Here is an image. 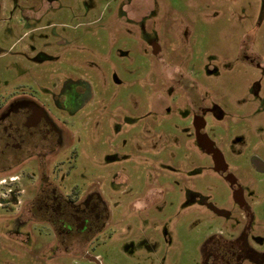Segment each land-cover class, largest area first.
<instances>
[{
  "label": "rangeland",
  "instance_id": "374dc122",
  "mask_svg": "<svg viewBox=\"0 0 264 264\" xmlns=\"http://www.w3.org/2000/svg\"><path fill=\"white\" fill-rule=\"evenodd\" d=\"M71 75L93 91L74 120L44 94ZM29 95L75 136L47 173L96 188L107 220L66 253L0 193V264H204L210 236L243 229L264 249V174L250 165L264 159V0H0V105ZM202 107L214 113L197 133ZM200 135L222 151L249 212ZM36 163L0 172L20 178L26 204Z\"/></svg>",
  "mask_w": 264,
  "mask_h": 264
},
{
  "label": "flooded vegetation",
  "instance_id": "af4514ba",
  "mask_svg": "<svg viewBox=\"0 0 264 264\" xmlns=\"http://www.w3.org/2000/svg\"><path fill=\"white\" fill-rule=\"evenodd\" d=\"M92 92L88 81L71 75L62 79L58 87L46 90L44 94L57 112L68 113L70 119L74 120L90 102ZM15 99L16 97H13L7 101L14 103L12 105H0V172L6 169L13 171L14 168L35 161L41 170V177L38 193L27 204L20 199L23 194L18 186L20 178L11 175L10 182L4 179L10 188L8 194L3 193L7 194V204L9 207H17L20 204V211L26 216L46 222L56 236L58 249L62 247L67 253L69 245H87L90 238L100 232L106 224L108 210L103 198L96 193V188L82 191L77 186L70 189L61 187L46 171L52 159L75 138L67 128L68 120L57 118L55 113L48 109V105L41 103L33 95L23 96L19 101ZM210 112L214 113L213 109L206 107L201 108V114L194 111L192 118L197 133L198 130L204 132L207 126L203 127L202 120L205 121ZM214 147L222 154L215 142ZM205 150L208 151L207 147ZM210 157L213 168L218 171L216 158L212 154ZM225 159L224 157V161ZM250 165L257 173L264 174V159L261 156H252ZM219 169V174L231 184L236 204L249 212L245 202L246 192L239 186L226 163L220 165ZM1 181L0 179V184ZM0 193L2 196L1 189ZM19 208L17 207L18 210ZM262 245L257 242L249 245L247 229H243L234 238L220 232L207 239L203 249L204 264H247L246 261L264 264ZM84 257L92 259L89 255Z\"/></svg>",
  "mask_w": 264,
  "mask_h": 264
},
{
  "label": "water",
  "instance_id": "95a60500",
  "mask_svg": "<svg viewBox=\"0 0 264 264\" xmlns=\"http://www.w3.org/2000/svg\"><path fill=\"white\" fill-rule=\"evenodd\" d=\"M200 139L201 141L205 144V146L207 147L208 151L214 155V157L217 160V167H218V171L220 170L219 167L220 165L224 164V156L220 153V151L218 149H216L214 147V143L212 141H210V139L206 136V135H200Z\"/></svg>",
  "mask_w": 264,
  "mask_h": 264
},
{
  "label": "built area",
  "instance_id": "2783aa9c",
  "mask_svg": "<svg viewBox=\"0 0 264 264\" xmlns=\"http://www.w3.org/2000/svg\"><path fill=\"white\" fill-rule=\"evenodd\" d=\"M4 182H5V180L2 181L1 183H4ZM6 196H7V194H3V195H2V197L5 198V199L7 198Z\"/></svg>",
  "mask_w": 264,
  "mask_h": 264
}]
</instances>
